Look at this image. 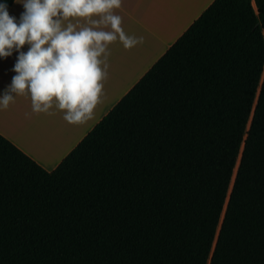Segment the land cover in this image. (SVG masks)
I'll return each mask as SVG.
<instances>
[{
	"label": "trees",
	"instance_id": "obj_1",
	"mask_svg": "<svg viewBox=\"0 0 264 264\" xmlns=\"http://www.w3.org/2000/svg\"><path fill=\"white\" fill-rule=\"evenodd\" d=\"M263 79L264 0H215L55 170L0 134V264H264Z\"/></svg>",
	"mask_w": 264,
	"mask_h": 264
},
{
	"label": "clouds",
	"instance_id": "obj_2",
	"mask_svg": "<svg viewBox=\"0 0 264 264\" xmlns=\"http://www.w3.org/2000/svg\"><path fill=\"white\" fill-rule=\"evenodd\" d=\"M121 3L22 0L19 22L6 2L0 4V57L19 53L0 107L7 109L17 95L29 96L37 113L56 107L70 124L92 119L103 96L109 46L119 40L131 49L140 42L121 27L122 18L115 14Z\"/></svg>",
	"mask_w": 264,
	"mask_h": 264
},
{
	"label": "crops",
	"instance_id": "obj_3",
	"mask_svg": "<svg viewBox=\"0 0 264 264\" xmlns=\"http://www.w3.org/2000/svg\"><path fill=\"white\" fill-rule=\"evenodd\" d=\"M214 1L122 0L115 14L122 18L124 32L140 42L131 49L119 40L109 46L103 96L92 119L70 124L56 107L37 113L29 96L17 95L7 109L0 107V134L45 170H55ZM24 11L22 0H15L9 14L19 22ZM18 55L14 51L7 58L0 57V97L16 75Z\"/></svg>",
	"mask_w": 264,
	"mask_h": 264
},
{
	"label": "water",
	"instance_id": "obj_4",
	"mask_svg": "<svg viewBox=\"0 0 264 264\" xmlns=\"http://www.w3.org/2000/svg\"><path fill=\"white\" fill-rule=\"evenodd\" d=\"M263 81H264V79H263ZM249 128H250V126H249ZM241 157H242V155H241ZM239 165H240V163H239ZM239 167V166H238ZM237 171H238V168H237ZM235 178H236V176H235Z\"/></svg>",
	"mask_w": 264,
	"mask_h": 264
}]
</instances>
